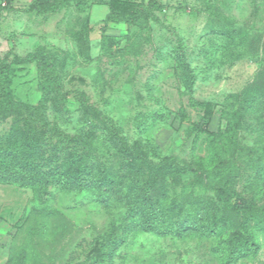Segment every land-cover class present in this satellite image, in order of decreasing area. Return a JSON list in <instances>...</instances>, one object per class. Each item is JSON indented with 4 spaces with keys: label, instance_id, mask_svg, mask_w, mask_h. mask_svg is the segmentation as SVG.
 I'll list each match as a JSON object with an SVG mask.
<instances>
[{
    "label": "rangeland",
    "instance_id": "374dc122",
    "mask_svg": "<svg viewBox=\"0 0 264 264\" xmlns=\"http://www.w3.org/2000/svg\"><path fill=\"white\" fill-rule=\"evenodd\" d=\"M136 1L143 15L132 24L105 23L109 0L91 1L84 9L71 3L59 14H28L23 7L0 12V56L9 55L13 63L14 97L30 105L42 99L36 63L15 61L39 47L58 53L62 90L69 96L65 102L53 95L45 100L50 128L81 136L110 120L131 147L158 149L197 171L203 161L234 167V188L264 208V0ZM8 3L0 0L4 8ZM180 44L195 78L193 96L215 106L210 131L217 137L191 131L202 112L191 105L176 70L173 50ZM24 126L18 113L1 112L0 148L10 134L22 137ZM91 131L86 154L95 151L96 163L118 171L119 138L107 129ZM44 138L34 158L48 172L56 159L66 158V148L56 137ZM197 171L183 181L192 184ZM215 185L204 190L217 235L181 239L121 227L113 250L111 228L122 221L92 191L0 184V264H94L97 258H103L100 264H264L263 227L234 206L218 204ZM167 188L184 218L198 194L185 191L184 183ZM245 245L248 253L227 261Z\"/></svg>",
    "mask_w": 264,
    "mask_h": 264
},
{
    "label": "trees",
    "instance_id": "16d2710c",
    "mask_svg": "<svg viewBox=\"0 0 264 264\" xmlns=\"http://www.w3.org/2000/svg\"><path fill=\"white\" fill-rule=\"evenodd\" d=\"M95 0H34L23 7L24 13L36 15L59 14L71 3L84 9L85 6ZM9 0V8L0 4V12L15 10ZM110 12L105 19L106 24H132L139 20L142 6L136 0H109ZM105 39H107L105 37ZM176 60V70L180 71L184 78L186 89L190 94V103L193 107L201 109L202 117L193 125L191 131L196 134H207L217 137L218 134L210 131L215 106L210 101H198L193 96L195 78L192 74L184 51L183 44L173 50ZM9 55L0 56V113L16 112L21 115L25 124V133L21 137L17 134L7 136L5 147L0 148V184L19 185L21 187L46 191L50 185L59 186L62 189L78 192L92 191L108 213H117L122 221V226L114 224L109 238V249H117L119 245L118 230L123 227L124 232L149 231L159 236H171L184 239L193 233H206L217 235L216 228H212L213 218L211 201L206 198L205 188L217 187L216 201L220 205L234 206L236 210L247 219L256 222L264 229V208L258 207L254 201L243 198L234 188L237 169L225 166L220 162H205L200 164L197 171L194 167L182 165L176 160L163 157L158 149L145 151L142 148H134L117 133V129L105 122V128L93 125L83 130V135L68 136L57 128L51 127L46 121L44 104L49 96H55L61 102L68 99L69 94L62 90V76L58 66V53L48 52L39 47L33 54L23 59H17V64L36 63L40 74V91L42 99L38 105L23 103L13 95L12 74L13 63L9 62ZM182 119H186L184 111H180ZM119 138L118 148L122 156L121 167L118 171L108 169L106 162L96 163L97 153L93 151L86 154L84 150L88 146L89 134L95 131L105 130ZM46 130L45 132H42ZM42 132V133H41ZM56 137L66 148V158L57 160L56 165L48 172L35 160V152L41 147V141ZM58 162V163H57ZM134 172L129 176L126 172ZM197 173L199 174L192 184L183 181ZM140 177V178H138ZM127 180H130L128 183ZM186 185L185 191L197 193L195 198L187 204L184 218H181V207L170 203L167 186L176 188L179 184ZM215 185V186H214ZM191 191V192H189ZM213 203V202H212ZM122 211V213H121ZM199 211L200 214L195 215ZM179 212V213H177ZM175 214V215H173ZM248 253L247 245L236 247L231 253L230 263L237 261L241 255ZM98 257L101 253H97ZM103 257V256H102ZM94 264H100L103 258H97ZM14 264V263H9ZM18 264V263H17Z\"/></svg>",
    "mask_w": 264,
    "mask_h": 264
},
{
    "label": "crops",
    "instance_id": "0c3cea01",
    "mask_svg": "<svg viewBox=\"0 0 264 264\" xmlns=\"http://www.w3.org/2000/svg\"><path fill=\"white\" fill-rule=\"evenodd\" d=\"M33 1L34 0H13L12 5L14 7H24Z\"/></svg>",
    "mask_w": 264,
    "mask_h": 264
}]
</instances>
